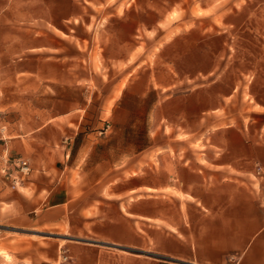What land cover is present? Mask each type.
<instances>
[{
	"label": "crops",
	"instance_id": "obj_1",
	"mask_svg": "<svg viewBox=\"0 0 264 264\" xmlns=\"http://www.w3.org/2000/svg\"><path fill=\"white\" fill-rule=\"evenodd\" d=\"M114 9L107 0H0V203L57 225L42 264H264V176L249 177L264 166L261 133L204 125L121 164L96 157L114 87L100 95L92 53L116 40ZM6 155L32 167L16 189Z\"/></svg>",
	"mask_w": 264,
	"mask_h": 264
},
{
	"label": "rangeland",
	"instance_id": "obj_2",
	"mask_svg": "<svg viewBox=\"0 0 264 264\" xmlns=\"http://www.w3.org/2000/svg\"><path fill=\"white\" fill-rule=\"evenodd\" d=\"M107 1L115 3L116 40L95 43L92 57L100 95L112 85L114 95L97 158L121 164L204 125L264 136V0ZM210 113L222 121L200 119ZM256 166L252 179L264 176L256 175ZM7 181L9 189L23 182L11 188ZM58 231L0 203V263L42 264Z\"/></svg>",
	"mask_w": 264,
	"mask_h": 264
},
{
	"label": "built area",
	"instance_id": "obj_3",
	"mask_svg": "<svg viewBox=\"0 0 264 264\" xmlns=\"http://www.w3.org/2000/svg\"><path fill=\"white\" fill-rule=\"evenodd\" d=\"M5 131L6 127L0 121V141L5 140ZM5 166L2 168L4 175L8 178L10 187L15 188L19 185L24 178L29 175L32 170L30 165V161L26 158H21L17 156H5L4 160ZM256 175H262L264 173V168L262 166H256L255 169ZM62 257L65 259L67 257L66 251L64 249L61 250Z\"/></svg>",
	"mask_w": 264,
	"mask_h": 264
},
{
	"label": "bare ground",
	"instance_id": "obj_4",
	"mask_svg": "<svg viewBox=\"0 0 264 264\" xmlns=\"http://www.w3.org/2000/svg\"><path fill=\"white\" fill-rule=\"evenodd\" d=\"M0 264H6V261L4 263H0ZM7 264H9V263H7Z\"/></svg>",
	"mask_w": 264,
	"mask_h": 264
},
{
	"label": "water",
	"instance_id": "obj_5",
	"mask_svg": "<svg viewBox=\"0 0 264 264\" xmlns=\"http://www.w3.org/2000/svg\"><path fill=\"white\" fill-rule=\"evenodd\" d=\"M10 229V228H9Z\"/></svg>",
	"mask_w": 264,
	"mask_h": 264
}]
</instances>
